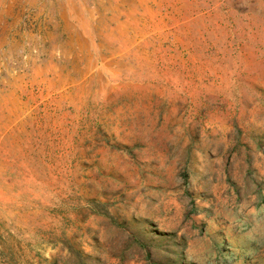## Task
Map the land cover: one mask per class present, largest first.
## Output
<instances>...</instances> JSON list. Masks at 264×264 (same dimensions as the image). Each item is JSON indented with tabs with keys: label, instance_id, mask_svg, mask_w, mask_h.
Here are the masks:
<instances>
[{
	"label": "rangeland",
	"instance_id": "rangeland-1",
	"mask_svg": "<svg viewBox=\"0 0 264 264\" xmlns=\"http://www.w3.org/2000/svg\"><path fill=\"white\" fill-rule=\"evenodd\" d=\"M0 264H264V0H0Z\"/></svg>",
	"mask_w": 264,
	"mask_h": 264
}]
</instances>
